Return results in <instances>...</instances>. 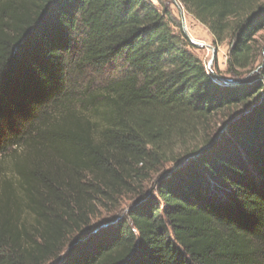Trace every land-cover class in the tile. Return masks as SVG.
<instances>
[{
    "label": "trees",
    "instance_id": "obj_1",
    "mask_svg": "<svg viewBox=\"0 0 264 264\" xmlns=\"http://www.w3.org/2000/svg\"><path fill=\"white\" fill-rule=\"evenodd\" d=\"M179 2L235 82L165 0H0V264H53L125 175L185 149L62 264H264V0Z\"/></svg>",
    "mask_w": 264,
    "mask_h": 264
},
{
    "label": "rangeland",
    "instance_id": "obj_2",
    "mask_svg": "<svg viewBox=\"0 0 264 264\" xmlns=\"http://www.w3.org/2000/svg\"><path fill=\"white\" fill-rule=\"evenodd\" d=\"M165 1L171 6L174 15L178 17L182 23L184 21L185 28L190 38L198 44L205 45L204 48L196 47L197 49L193 51V53L198 56L207 67L209 66V63L213 61L210 72L219 76L224 83L230 84L235 82L233 78L227 74L230 43L226 41L223 44L215 45L214 38L208 28L198 23L192 16H190L180 4L179 0ZM155 5L160 7L157 2H155ZM262 39H264V35L260 38V40ZM212 49H216L217 51L215 58ZM222 125L223 122H221L219 118H216L215 121H213L212 128L209 129V133L204 134L205 137L209 138L214 135V139H216L223 131ZM186 150L187 149L182 152H176L169 162H165L152 174H150L149 171L140 170L141 167H139L135 172H130L128 176L125 175L124 183L112 191L111 198L102 197L99 201L95 202L96 204L91 210L93 213L89 220L90 225L88 228L84 230L82 233L83 235L81 234L79 235L80 237L78 236V241H76L78 237H75V239L67 246L62 256L54 261L53 264H62L78 243H82L90 238H97L100 234L115 226L118 221L127 219L129 211L140 205L143 201L141 199L144 196H155L156 184L162 177L161 174H163L164 177L170 175L174 171L183 167L186 161L191 158L184 157ZM12 162L13 160L11 159L0 160V182L4 178L12 176L10 169Z\"/></svg>",
    "mask_w": 264,
    "mask_h": 264
},
{
    "label": "water",
    "instance_id": "obj_3",
    "mask_svg": "<svg viewBox=\"0 0 264 264\" xmlns=\"http://www.w3.org/2000/svg\"><path fill=\"white\" fill-rule=\"evenodd\" d=\"M175 1H176V0H175ZM183 29H184V33H185L187 39L189 40V42H190L193 46H195V47H199V48H204V47H205V45L198 44V43L194 42V41L190 38V36L188 35L187 30H186V28H185V23H184V21H183ZM212 50H213V52H214V58H215V56H216V54H217V51H216V49H212ZM212 64H213V61H212L211 63H209V66H208V69H209V70H210Z\"/></svg>",
    "mask_w": 264,
    "mask_h": 264
}]
</instances>
